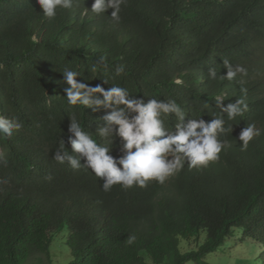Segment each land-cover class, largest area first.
I'll use <instances>...</instances> for the list:
<instances>
[{"label": "trees", "instance_id": "1", "mask_svg": "<svg viewBox=\"0 0 264 264\" xmlns=\"http://www.w3.org/2000/svg\"><path fill=\"white\" fill-rule=\"evenodd\" d=\"M92 3L76 0L48 19L37 0H0V115L24 124L0 138L8 161L0 164V180H9L0 190V264H27L35 254L51 264L52 236L64 227L75 258L69 264H187L229 239L250 248L245 264H264V131L246 149L238 139L248 124L264 130V0H127L119 23L108 17L111 9L83 14ZM100 56L108 68L94 73ZM225 58L247 74L209 79L212 67L226 74ZM118 64L125 66L119 76ZM65 68L92 86L106 80L105 88L118 84L145 102L174 99L184 123L213 119L217 96L224 106L243 96L248 111L231 121L225 114L232 132L220 139L231 147L218 161L186 164L163 184L105 192L90 170L52 158L73 112L103 143L95 131L106 110L67 103ZM120 147L114 137L111 155L122 156ZM183 241L195 247L182 251Z\"/></svg>", "mask_w": 264, "mask_h": 264}, {"label": "clouds", "instance_id": "2", "mask_svg": "<svg viewBox=\"0 0 264 264\" xmlns=\"http://www.w3.org/2000/svg\"><path fill=\"white\" fill-rule=\"evenodd\" d=\"M76 0H37L42 9V16L53 19L58 9H72ZM127 0H93L91 9H85L83 14L91 11L94 14H105L114 23L120 22L122 5ZM226 74L219 75L215 67L208 69L209 79L234 80L238 75H246L247 69L242 65L233 66L225 58L222 61ZM107 59L97 58L92 65V72L107 70ZM125 72V66H115L117 76ZM64 82L68 87L64 89V97L69 105H80L96 112L106 110L96 126V135L103 139L98 143L92 132L82 126L77 113L70 114L67 139H60L59 146L53 153V160L58 164L67 163L73 170L88 169L98 178L103 179L102 188L110 191L114 185L131 188L147 186L149 181L163 184L179 173L187 164L191 168L206 167L210 162L218 161L222 150L231 147L227 140L220 139L221 134L231 133L232 126L225 127L226 120H234L248 111L246 99L242 96L234 103L223 105L224 98H215L219 113L206 122L203 119H189L186 123L185 112L174 100L148 99L132 95L129 90L118 84L105 88L102 84L92 86L83 80H78V71L65 68L62 72ZM182 83V81H177ZM242 93L246 89H241ZM208 107L207 104L204 105ZM170 116L174 119L167 121ZM24 127L18 117L0 115V138L11 137L14 131ZM262 129L254 123L248 124L239 134L240 146L246 149L249 142L262 134ZM114 137L121 142L119 158L111 155ZM234 140V139H233ZM236 141V140H235ZM70 145L71 152L65 144ZM83 159L84 163H81ZM8 163L3 153H0V164ZM9 183L8 179L0 180V190ZM65 228V227H64ZM136 240L135 235L127 238L129 245Z\"/></svg>", "mask_w": 264, "mask_h": 264}, {"label": "rangeland", "instance_id": "3", "mask_svg": "<svg viewBox=\"0 0 264 264\" xmlns=\"http://www.w3.org/2000/svg\"><path fill=\"white\" fill-rule=\"evenodd\" d=\"M69 235L67 227L61 229L52 236V242L49 247L51 264H69L75 258L66 243ZM182 251L195 247L193 243L181 242ZM250 248L242 244L239 240H227L215 253L209 254L198 261H191L187 264H243L244 261L253 258ZM27 264H47L46 259L42 255H33ZM147 264H152L147 261Z\"/></svg>", "mask_w": 264, "mask_h": 264}]
</instances>
